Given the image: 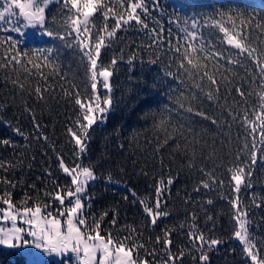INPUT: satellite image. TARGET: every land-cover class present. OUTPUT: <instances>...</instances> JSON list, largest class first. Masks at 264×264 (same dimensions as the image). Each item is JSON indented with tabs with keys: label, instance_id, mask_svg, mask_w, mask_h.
Instances as JSON below:
<instances>
[{
	"label": "trees",
	"instance_id": "obj_1",
	"mask_svg": "<svg viewBox=\"0 0 264 264\" xmlns=\"http://www.w3.org/2000/svg\"><path fill=\"white\" fill-rule=\"evenodd\" d=\"M131 2L138 0H103L113 9L108 18L102 15L106 9L101 7L90 19L92 41L105 37L97 67L112 70L113 105L106 120L89 130L85 152L79 151L71 134L76 131L80 135L78 121L83 123L84 110L75 100L86 103L94 96L90 62L78 46L85 34L78 38L71 28L70 17L76 13L70 4L60 0L45 8V29L64 36V40L21 39L18 45L41 68L27 64L28 58H24V67L17 65L15 71L11 66L0 68V162L12 165L7 170L0 168V195L10 193L18 208L40 203L59 209L62 205L54 199L55 193L63 195L64 190L75 187L61 164L69 168L90 166L98 178L86 188L82 212L89 224L93 220L100 223L102 235L111 233L114 240L131 236L144 244L141 257L155 249L152 259L162 264L169 254L163 239L170 233V254H184L182 262L175 264H201L200 249L189 238L201 232L206 239L223 241L210 250L205 246L209 264H249L244 244L234 236L239 223L234 219L232 201L238 197L240 208L246 211L250 238L264 257V162L260 157L264 146L258 135L260 121L256 120L264 114V79L252 59L229 45L225 33L213 22L220 20L235 34L239 21L233 28L227 16L221 19L219 13L239 11L246 19L251 17L243 26L244 32L264 62V0H159L155 8L153 0H143L149 8L147 14L137 10L143 23H121L108 37L106 33L115 29L114 17L124 14L126 18ZM4 29L0 22V41L9 34L17 36ZM184 29L196 32L195 40H189ZM153 36L159 37V43ZM193 45L199 57L196 62L205 66L201 71L206 70L219 82L218 92L211 89L206 77L178 71L184 48L191 51ZM177 46L181 53H175ZM8 47L7 43L0 46V63L11 54L6 52ZM48 49L47 64L36 59ZM216 52L222 55L205 58L206 53ZM113 59L115 65L111 64ZM185 67H190L186 61ZM169 71L172 76L167 75ZM37 87L42 90V99ZM237 88L245 93L243 98ZM96 91L102 98L106 95L102 84ZM252 125L258 149L255 165L250 163ZM5 139L10 143L4 144ZM241 165H246L245 183L235 193L229 169ZM169 179L173 180L171 185L167 184ZM161 181L165 183L160 210L168 214L157 218L153 226L144 208L155 210ZM203 182L210 187L204 188ZM157 237H161L160 244ZM0 264H26V259L17 250L0 246Z\"/></svg>",
	"mask_w": 264,
	"mask_h": 264
},
{
	"label": "snow or ice",
	"instance_id": "obj_2",
	"mask_svg": "<svg viewBox=\"0 0 264 264\" xmlns=\"http://www.w3.org/2000/svg\"><path fill=\"white\" fill-rule=\"evenodd\" d=\"M66 5L70 4L71 9H75L76 15L70 17L71 28L77 34L83 31L87 35V39H91L89 34V18L92 17L101 7H104L106 11L102 13L105 19L108 18V14L112 12V7L109 5H104L103 0H63ZM159 0H153V8L158 4ZM46 4L44 0H27V2H22V0H7V3L3 9L0 11V22H4L6 25L11 24V27H5V31L9 33H16L17 36H12L9 34L5 40L0 41V46L7 43L8 49L6 52L11 53L4 57V61L0 63V68H9L11 66L12 70H16V66L20 65L24 67L25 59L28 58L26 63L32 65L33 68H41L42 65L39 63H34L33 59L29 57L28 52H21L18 45L21 43V38L26 36V30L31 28L33 30H38L40 34L47 35L49 37L64 40L65 37L54 33L53 31H48L45 29L46 16L45 8ZM129 9L126 13V18L124 14L119 15L115 18V29L112 32H107L108 37H112L116 30L121 28V23L127 24L129 21H136L137 23H143L140 19V15L137 10L140 9L143 14L149 12V8L144 5L143 0H138V2H131L128 5ZM81 15L83 19H81ZM221 19L227 16L229 22L232 24L233 28H236L237 21H239L240 27L235 31V34L229 32V29L224 27L220 20H214L213 22L219 25L220 30L227 36V43L239 50V53L246 54L252 61L259 67V75L264 79V62H262L256 55V49L251 46L250 42L247 40V35L244 32V24L251 20V17L247 19L243 17V14L239 11L219 13ZM259 26V25H258ZM143 27L147 28V24H143ZM193 27H195V20H193ZM156 33V29L151 30ZM183 31L186 32L187 38L189 40H195L197 33L188 32L187 29ZM69 35L72 33L69 32ZM153 41L159 43V37L153 36ZM105 37L99 36L98 41L95 43L94 48L90 46L89 43L85 42L84 38H79V45L84 51V56L90 62V80L91 89L93 90L94 99H89L86 103L80 98H76L75 103L83 109L82 121H78L80 135L76 131H73L72 137L75 139V144L79 146V151L81 153L86 151V140L89 137V130L94 124L97 123V119L101 121L106 120L105 114L112 108L113 100L110 95L111 84L110 77L113 75L112 71L108 67H101L98 69L97 64L100 57L101 48L104 47ZM191 51L188 47L184 48L182 53V58L179 63L178 71L183 69L185 74L189 76L198 75L200 79L207 78L211 89L216 92L219 91V82L215 79L213 75H209L208 72L201 71L205 66L200 65L198 62L199 57H196L197 48L193 45L190 46ZM175 53H181V48L179 46L175 47ZM51 50H43L40 56L36 59H43L44 63L47 64ZM222 54L216 53H206L205 58L211 56L213 59L220 57ZM185 61L188 66L185 67ZM116 60L111 61L112 65L116 64ZM239 60H229V63L238 64ZM27 71V69H25ZM168 76H172L173 73L169 71ZM102 78V80L98 79ZM221 79H226L221 77ZM18 83V82H17ZM98 84H102L104 90H106V95L102 98L98 91ZM21 88L24 87L23 84L19 85ZM196 87H201L200 84H196ZM39 98H43V93L40 88L35 89ZM237 93L240 97H244L245 93L237 88ZM78 95V94H77ZM209 98H212V91L208 92ZM261 99L264 100V92L261 94ZM183 106V105H181ZM264 108V103L261 105ZM192 109L189 108L188 111ZM244 120L247 122V114L244 116ZM256 120L260 121V131L258 133L260 137V143L264 146V114L256 116ZM251 125V122H248ZM38 127V125H37ZM17 133L20 129H15ZM252 134V144L250 152V163L255 165L257 162V140H256V127L251 126ZM4 144L10 143L9 140H3ZM245 147H248L245 144ZM260 157L262 162H264V150H260ZM11 164H5L0 162V168L7 170L11 167ZM63 171L70 175L71 183L74 185V189L64 190V194L58 191L55 193L54 199L59 202L60 205H64L65 198H69L70 207L57 209V215H52L51 212L46 211L48 205L43 208L40 203H35L33 206H24L21 208H16L13 204L10 193L5 195H0V201L6 207H0V222H10V227H0V246L8 249H15L21 255L25 256L26 264H31L32 258L37 253H46L49 256L55 255L59 257V264H65V261H71L72 256L69 253L75 254L79 257L80 264H155L152 257L155 256L156 250L152 249L151 252H147L146 256H140V249L144 248L143 243H138L137 240L133 239L131 236H126L119 240H114L111 233H106L101 235L100 233V223L93 220L92 224H89L87 217L82 214V209L85 207L83 202V194L86 191V186L89 181L94 180L95 173L92 167H83L82 169L77 166V169H70L69 167L61 164ZM245 167L246 165H241L238 167L230 168L231 180L234 181V192L239 193L241 190V184L245 183ZM248 176H251V168H248ZM209 179L215 182V178L209 175ZM11 184V181H7ZM164 181H161V187L157 189V200L155 204V210L152 207L145 206L144 211L151 217V224L156 225L157 218L162 215H167V212H162L160 210V195L164 190ZM173 183L172 179L167 181L168 185ZM222 183V181H221ZM204 188H209L208 182H203ZM245 187L247 185L245 184ZM199 190V189H197ZM74 198V201L73 199ZM91 199V197H87ZM209 204L212 203L211 200L208 201ZM232 206L236 210L234 219L239 221V230L235 231L234 236L239 238L240 241L244 242V250L247 252L248 257H250L252 262L255 264H264V259H258L257 255L253 253L255 244L250 240L247 229L245 227L246 220L242 217H246V211L241 209L239 206V198L232 201ZM103 216H107L104 213ZM101 217V220L103 219ZM62 218L64 223L62 224ZM18 220H22L23 224L28 225V228L18 227ZM115 219L112 220V224L115 225ZM83 229V230H82ZM136 230L132 229L134 233ZM170 233H166L163 239V248L166 253H169L162 261V264H175V261L183 260V252H180L179 256H173L170 254V248L172 241L170 238ZM190 240L196 243V246L200 249L199 261L201 264H209V256L205 250L211 249L213 246H217L223 243L219 239H206L204 234L201 232H196L195 234H190ZM127 241V243H126ZM156 243H161V237L156 238ZM99 254V259H98Z\"/></svg>",
	"mask_w": 264,
	"mask_h": 264
},
{
	"label": "rangeland",
	"instance_id": "obj_3",
	"mask_svg": "<svg viewBox=\"0 0 264 264\" xmlns=\"http://www.w3.org/2000/svg\"><path fill=\"white\" fill-rule=\"evenodd\" d=\"M58 1H60V0H44V3L47 5L46 6V8H48L51 4H53V3H55V2H58ZM22 2H27V0H22ZM81 2H83V0H81ZM6 3H7V0H0V11H3V9H4V7H5V5H6ZM81 19H83V17H82V15H81ZM90 19H91V17L89 18V23H90ZM1 23H3V25L5 26V27H8V28H10L11 27V24H5L4 22H1ZM88 27H89V25H88ZM230 32V31H229ZM26 36L25 37H22L21 39H22V41L23 42H28V41H32V40H35L36 38H39V39H43V38H48L49 36H47V35H42V34H40V32L38 31V30H33V29H31V28H29V29H27L26 30ZM81 33L82 34H85L83 31H81ZM79 34L80 36L82 35V34ZM230 33H232V32H230ZM12 34H15V35H17L16 33H14V32H12ZM89 34H90V32H89ZM233 34V33H232ZM87 35L88 34H85L82 38H84L85 39V42L86 43H89L90 44V46L91 47H93L94 48V45H95V43L92 41V38L89 40V39H87ZM90 36H91V34H90ZM226 40H227V36H226ZM105 45V44H104ZM102 49V48H101ZM101 53V52H100ZM97 66H98V64H97ZM111 70V69H110ZM112 71V70H111ZM98 79H102V78H99L98 77ZM110 84H112V82H111V77H110ZM108 113V112H107ZM106 113V114H107ZM106 114H105V116H106ZM98 121H101L100 119H99V117H98V119H97V122ZM105 121V120H104ZM103 122V121H102ZM63 165H65V166H67V164H65V163H63ZM68 167V166H67ZM83 167H87V166H79V168L80 169H82ZM70 169H77V167H74V168H70ZM95 173V172H94ZM95 179L94 180H96L98 177H97V175H96V173H95ZM94 180H91V181H89L88 182V184L90 183V182H92V181H94ZM88 184H87V186H88ZM243 184H241V186H242ZM87 186H86V188H87ZM85 194V193H84ZM84 194H83V196H82V198H83V202H84ZM66 199L68 200V203L66 202ZM73 199V201H74V198H72ZM14 204V203H13ZM15 205V204H14ZM16 206V205H15ZM71 205H70V203H69V198H65V200H64V205L61 207V208H67V207H70ZM0 207H6L5 205H3V203H0ZM42 208L44 207V206H41ZM16 208H18L17 206H16ZM61 208H59V209H61ZM19 209V208H18ZM46 211H48V212H51L52 213V215H54V216H56L57 215V209H55V210H53V209H46ZM82 214H83V212H82ZM242 219H245L246 220V224H245V227H246V229H247V233H248V236H249V238H250V234H249V230H248V218L247 217H242ZM64 223V220H63V218H62V224ZM238 223H239V221H238ZM11 226V224H10V222H0V227H10ZM17 226L18 227H24L25 229H27L28 228V225H25V224H23V222H22V220H18V222H17ZM83 230V229H82ZM238 230H239V226H238ZM101 233V232H100ZM102 235V234H101ZM236 239L238 240V241H240L239 240V238H237L236 237ZM250 240L253 242V240L250 238ZM241 243H243L244 244V242L243 241H240ZM254 243V242H253ZM255 244V243H254ZM247 253V252H246ZM253 253L254 254H256L257 255V257H258V259H264V257H262V255L258 252V249L256 248V246H255V248H254V250H253ZM68 255H70V256H72V259H71V261H65V264H80V262H79V257L78 256H76L75 254H72V253H69ZM247 257H248V255H247ZM249 258V260H250V263L249 264H255V262H252L251 261V259H250V257H248ZM59 257H56L55 255H53V256H49V255H47L46 253H37L33 258H32V260H31V264H59ZM98 259H99V254H98Z\"/></svg>",
	"mask_w": 264,
	"mask_h": 264
}]
</instances>
